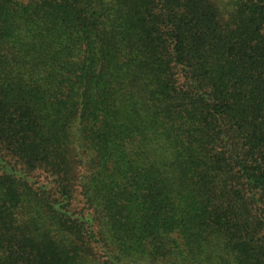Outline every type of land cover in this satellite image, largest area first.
<instances>
[{
    "label": "trees",
    "instance_id": "trees-1",
    "mask_svg": "<svg viewBox=\"0 0 264 264\" xmlns=\"http://www.w3.org/2000/svg\"><path fill=\"white\" fill-rule=\"evenodd\" d=\"M0 264H264V0H0Z\"/></svg>",
    "mask_w": 264,
    "mask_h": 264
}]
</instances>
